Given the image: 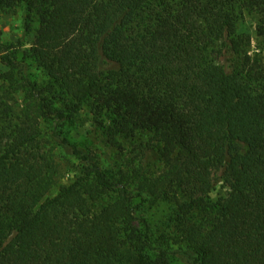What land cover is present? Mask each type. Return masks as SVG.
<instances>
[{
	"label": "trees",
	"instance_id": "trees-1",
	"mask_svg": "<svg viewBox=\"0 0 264 264\" xmlns=\"http://www.w3.org/2000/svg\"><path fill=\"white\" fill-rule=\"evenodd\" d=\"M18 9L0 264H264V0H0ZM88 121L108 165L69 138Z\"/></svg>",
	"mask_w": 264,
	"mask_h": 264
},
{
	"label": "rangeland",
	"instance_id": "rangeland-1",
	"mask_svg": "<svg viewBox=\"0 0 264 264\" xmlns=\"http://www.w3.org/2000/svg\"><path fill=\"white\" fill-rule=\"evenodd\" d=\"M22 13L20 9L13 12H0V32L2 40L8 42H17L22 40L23 46L21 48H28L32 40V35L23 36L22 34ZM239 30L248 32L253 38L255 36L254 20L252 16H247L243 22L239 24ZM254 47V42H253ZM6 70V67L0 61V74ZM69 138L75 143L89 147L94 152L98 153L101 160H105V165H108L109 150L100 141V133L96 127L90 122H85L81 126H73L68 128ZM73 173H65L60 179V182H67L72 177ZM231 193L228 185L225 183H218L211 191L213 198H226ZM168 205L153 206L140 212V216H146L156 224L162 223L165 215L168 212ZM171 264H183L179 258L172 257Z\"/></svg>",
	"mask_w": 264,
	"mask_h": 264
}]
</instances>
